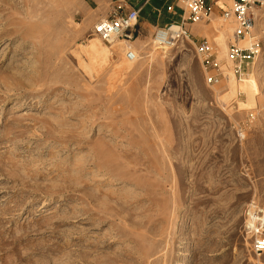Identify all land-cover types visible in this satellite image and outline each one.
Segmentation results:
<instances>
[{"label":"rangeland","instance_id":"1","mask_svg":"<svg viewBox=\"0 0 264 264\" xmlns=\"http://www.w3.org/2000/svg\"><path fill=\"white\" fill-rule=\"evenodd\" d=\"M119 6L0 0V264H264L248 223L264 210V12L262 55L236 76L248 103L195 49L224 70L233 19L166 50L138 23L130 62L93 31Z\"/></svg>","mask_w":264,"mask_h":264},{"label":"built area","instance_id":"2","mask_svg":"<svg viewBox=\"0 0 264 264\" xmlns=\"http://www.w3.org/2000/svg\"><path fill=\"white\" fill-rule=\"evenodd\" d=\"M217 0H175L180 5L183 15L182 24H170L165 27H157L153 35V45L160 49H170L181 39L189 37L186 31V25H190L208 18L211 15L209 3ZM230 3L227 11L222 15L225 20L233 19L235 28L232 34V40L229 42L228 56L233 65L234 76H240L246 68L255 63L262 55V44L258 37L251 36L257 19V12H264V0H227ZM139 11H124L122 6L114 10V13L106 19L98 21L94 27V34L104 43L112 46L116 40H126L132 42L136 39L135 27L138 23ZM174 25L180 27V31L173 32ZM249 39L248 46L242 47L241 43ZM197 56L203 64L218 68L221 76H225L223 70L216 60H214L215 47L207 40L202 41L195 47ZM128 61L136 60L137 55L129 49L125 53ZM225 71V72H223ZM214 78L209 77L208 83H213ZM249 226L257 233L264 230V210L258 207H251L248 211ZM258 227V228H253ZM254 250L257 254L264 253V239L257 237L254 241Z\"/></svg>","mask_w":264,"mask_h":264},{"label":"crops","instance_id":"3","mask_svg":"<svg viewBox=\"0 0 264 264\" xmlns=\"http://www.w3.org/2000/svg\"><path fill=\"white\" fill-rule=\"evenodd\" d=\"M116 2L125 8L124 11H139V28L144 32L170 24H182V18H185L180 5L175 0H116ZM209 4L210 17H222L230 6L227 0H217ZM178 12H180V19L176 20L175 16ZM135 35H137L136 32Z\"/></svg>","mask_w":264,"mask_h":264},{"label":"bare ground","instance_id":"4","mask_svg":"<svg viewBox=\"0 0 264 264\" xmlns=\"http://www.w3.org/2000/svg\"><path fill=\"white\" fill-rule=\"evenodd\" d=\"M172 31L173 32H177V31H180V27L177 26V25H174V27L172 28ZM116 41H119V40H116ZM116 41L112 42V45L114 46ZM121 41V39H120ZM135 41V40H134ZM90 42L92 43V48H93V52L94 53H100V55L102 53H104L103 49H101L100 47V42H99V39L98 38H94L93 40H90ZM121 42H124L126 43V45H128V48H132L134 42H128L126 40H122ZM216 42L218 43V45L220 46V49H221V52L219 53V56L218 58L219 59H224L225 62H226V68L224 69L226 72L225 74V78H226V83H227V86L229 88V90L232 92V94H236V92L238 91H243L245 93V95L247 96V101L248 103H252L253 102V82L249 76L244 79V80H240V82L236 79V77L234 76L231 68H230V65H231V61L229 59V56H228V52H227V45H226V37L225 35H223L222 37L218 38V40H216ZM177 44V43H176ZM109 50L111 48H108ZM158 49V48H156ZM133 50V49H132ZM134 51V50H133ZM137 55V52L134 51ZM138 58H136L137 60ZM246 77V76H245ZM254 228V227H253Z\"/></svg>","mask_w":264,"mask_h":264}]
</instances>
